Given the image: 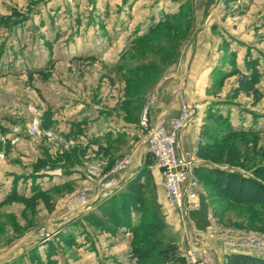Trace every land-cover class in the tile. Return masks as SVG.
<instances>
[{
    "label": "crops",
    "instance_id": "1",
    "mask_svg": "<svg viewBox=\"0 0 264 264\" xmlns=\"http://www.w3.org/2000/svg\"><path fill=\"white\" fill-rule=\"evenodd\" d=\"M96 1L101 3L103 0ZM110 1L113 4L123 0ZM124 1L127 4L124 10L116 13L117 15L119 14L120 19L123 18L126 21L128 26L120 34L121 37L117 28L108 27L109 40L113 43L103 45L101 41H98L94 27L92 29L86 27V31H80L81 27L79 29L74 28L75 32L73 29H65L68 30L66 33L65 30L54 29L53 19L64 17L65 13L63 8L48 4L50 6L49 11L46 6L36 12L33 11L31 19L36 20L35 18L39 16L44 21H52V26L49 28L44 26L45 29H42L43 31H38L35 28V33L30 29L27 33L33 34V37L37 36V32H42L40 34H46L48 40L50 39L52 42L64 40L59 47V55L55 53L56 44L48 42L47 45H42L46 49V53H48L45 57L41 56L44 50L32 49L27 58L16 55L15 59L0 63V66L7 67L9 70L11 68L15 69L17 66L25 68L28 66L30 68V71L25 73H14L13 71H2V73L0 71L3 74H0V82H2L1 80H12L10 84L13 85L8 88L7 92L1 86L0 97L2 96L4 99V95L7 94L11 98L13 95L16 100L13 103L0 101V132L3 133L0 135V148H3V151L6 152V146L9 149H14L18 145L20 147L17 146V149L22 150V154L26 155L28 150L22 148L23 146L21 147V140L14 145L12 138L15 136L30 138V135L24 133V130H26V124L29 123L28 121L34 111L39 110L44 115L46 124L59 130L56 137L59 141L57 144L49 141L44 136L36 138L42 142L44 153L47 154V158L50 159L49 162L53 166H51V169H49L50 167L47 169L41 168L27 173L28 175L30 174V179L22 177L19 182L21 193H25L27 196L32 195V188L35 184H40L42 189L48 191L49 194L59 189V187L84 183L86 175L81 165L82 162L90 157L102 156L110 163L124 154H129L131 158L129 167L115 174L119 181L118 186L108 191H104L100 187L91 190L85 204L87 207H81V204L79 206L67 205L62 207L58 213L55 208L50 210L51 216L45 221V224L54 233H52V237L50 236L47 239L48 241L46 240L45 242L44 240L38 247H34L36 250L32 251L30 257L35 253L37 255L35 260L37 263L40 262V264H48L49 260H54V264H68V262L71 264L64 254L60 258L59 251H65V248H68L70 252L76 251L78 253V257L72 264H135V259L132 258L131 253L133 234L127 227H122L116 234H112L90 224L86 216L91 211L96 210V202L100 198L125 187L127 182L141 168L148 166L152 171L157 198L165 216V228L172 225L175 231L180 230L182 232L180 240H171L169 238L170 241H166L178 243L181 254L186 256L189 251L194 249L201 254L203 246H206L215 253L219 263L222 264L225 253L229 251L224 249L215 238L210 237L207 231L212 204L205 195H201V207L190 211L187 215H184L183 211L172 208L167 204L163 175L154 157L149 152L147 133L141 129L139 124L140 107L142 106V100L140 101V99L142 97L138 100L132 99L133 92L130 91L128 96V91L124 90L125 84L123 80L112 79L113 76L104 75V70L106 69H102L101 66L98 67L99 64L103 66L105 64V68L113 71L115 69L123 70L124 72L121 73L127 74L128 70L124 67L127 62L122 64H118V62L122 57L120 54L129 48L132 38L135 37L128 36L133 34L130 33L133 27H137L136 30L139 35L148 33L152 24L157 23L167 14L176 13L178 5L184 0L177 7L168 6L169 9L164 6L165 1L161 4L159 2L157 5H153L151 9L149 8V3H147L151 0ZM194 3L193 22L200 31L197 30L187 41L179 60L173 65V69L176 71V78L160 79L158 82L159 99L151 112L152 124H156L163 115L175 116L180 112L183 100L179 95V85L182 83L181 79L185 78V74L187 76L185 81H183V85L186 87V99L191 104L195 103L194 100L196 98L199 99L200 102L194 105L198 108L202 106V109L205 106L204 104L209 102L208 100L211 101L213 99L211 89L216 79L219 78L217 71L220 69L230 71L234 67L231 61L232 58H230L232 50L238 52L235 58V66L242 71L246 69V46L241 41L242 39L236 35L234 25L229 23L230 18L225 15L223 0H220V2L219 0H195ZM127 6L129 9L131 7V10L128 11ZM129 12L133 19L130 18ZM70 14L71 18H73V13ZM79 15L81 14L77 16ZM57 31L63 35V38H59L60 35L57 34ZM125 35V43H123L122 38ZM227 35L232 36V38H228ZM71 37L74 38L70 39ZM191 41L193 48L189 56L187 53H189V42ZM234 44L237 46H234ZM109 47L110 49H108ZM253 57L260 58L257 56ZM126 59H128L127 56ZM186 59H188L187 63H185ZM184 69L186 70L184 71ZM31 74L32 76L38 75L40 77L41 75L42 77L41 79L29 80L30 88L32 89V85L36 88L34 91L30 89V99L27 100L22 97V87L19 85L22 82H19L16 78L22 76L29 78ZM120 74L118 75L116 72L114 76L123 79L122 74L121 76ZM43 77L44 79L42 80ZM234 77L237 78V75L229 78ZM36 81L38 82L35 84ZM6 82L8 83V81ZM194 86H200L201 88V92H197L199 94L197 97H194L191 92ZM260 87L264 92V74ZM16 88V93H13ZM2 98L1 100H3ZM23 100L26 101L25 105L22 103ZM197 107H195V110ZM201 114H204V111ZM253 122L251 125L249 123L246 125L242 123V125L245 128H255L256 123L254 124ZM199 123L202 122L196 121L181 133V148L197 151L200 137L199 129L201 128ZM14 128L18 130L14 131ZM8 148L7 151L9 150ZM60 157L62 160L57 159ZM38 160H40V157ZM149 160H151V164H148ZM16 172L14 170L12 172L13 175L18 174ZM12 173L9 174L0 167V187H6L2 188L3 191L0 193V206L5 204L3 202L5 195L11 190L13 185L14 177L13 175L11 176ZM33 174L38 175V177L31 176ZM195 174L197 175L196 171ZM22 181L24 182V187L20 185ZM47 184L48 186L44 187ZM28 186L32 187L29 189ZM45 209L47 210V207ZM76 214L82 221L78 226L81 231H79L77 238L72 233V231L75 232L72 228L76 223L71 220ZM136 221L137 217L135 215L133 222ZM244 252L253 254L250 251ZM189 264L192 263L189 262Z\"/></svg>",
    "mask_w": 264,
    "mask_h": 264
},
{
    "label": "rangeland",
    "instance_id": "2",
    "mask_svg": "<svg viewBox=\"0 0 264 264\" xmlns=\"http://www.w3.org/2000/svg\"><path fill=\"white\" fill-rule=\"evenodd\" d=\"M123 1L118 2L119 4L117 2H114L112 4L110 0H103L101 3L97 2L96 0H0V16L8 17L7 22L0 21V33H1L0 63H3L6 60H13L15 59L16 55H20L21 57L27 58L29 57V52L32 49L44 50L41 56L45 57L48 53H46V49L42 45L43 44L47 45L48 42L50 44H56L55 46L57 47L55 53H57L56 55H59L58 54L60 51L59 47L60 45L63 44L64 40H60V41L55 40L54 42H52L50 39L48 40L46 34L41 35L40 33L42 32H37L36 34L37 36H33V37H32L33 34L27 33V31H29L30 29H32L34 31L33 33H35L36 30L35 28H37L38 31H43L42 29H45L44 26L48 28L52 26L51 25L52 21L49 20L44 21L43 19L39 18V16L38 18H35L36 20L31 19L33 11L36 12L38 11V9L40 10L45 6L49 11L50 6L48 4L54 7L63 8L64 9L63 12L65 13L64 17H56L55 19H53L54 29L58 28L59 31H63L65 29H73V31L75 32L74 28L79 29V27H81L82 29L80 31H86V27L88 29H92V27H94L95 29L94 31L97 34L96 37L98 38V41H101L103 45H107L108 43H113L111 42V40H109V35H108L109 28L112 29L117 28L119 32L118 34L120 36L122 31H125L124 29L127 28L128 26V24H126V21L123 18L120 19L119 14L117 15V13L123 11L124 7L127 5L126 2ZM163 1H165L166 3V4L164 3V6H166V8L169 9L168 6L172 5L174 7H177V5L180 4L182 0H151L148 1L147 3H149L150 5L149 8L151 9L153 5H157L159 2L161 4ZM187 1L189 2L192 1V6L195 13V3H194L195 0H184L183 2H187ZM223 2H224L225 15L230 18L229 23L230 24L232 23L231 25H234L236 35L239 36L240 39H242L241 41H243L245 44L244 46H246L245 59H247V57L249 58V55L250 57L253 56L260 57L259 58L260 65L264 70V0H223ZM196 5L198 6V4ZM179 6L180 5H178L177 10H179ZM127 10L128 11L131 10V7L130 9L128 7ZM202 11L204 10L202 9ZM68 12L73 13L74 17L71 18V14ZM78 14L81 15L77 16ZM97 16L99 17L98 19ZM129 16L131 19H133L131 13ZM193 20H194V16H193ZM14 21H20V22L12 25V22ZM136 28H137L136 26L133 27V29L130 31V33L133 34L132 35L129 34L128 35L129 37L140 36L137 33ZM197 30H199L198 26H196L192 21V24L188 29L187 34L183 38H180L181 37L180 34L185 33L183 32V29L179 30V29H173L172 27L169 26H161L156 32L149 35V40H148L149 42L147 44L145 45L137 44L135 46L130 45V47L128 48L127 55H125L128 57V59H126V57H121L118 62V64L127 62L129 66L131 65L133 67L136 66L137 64L142 63V61L143 62L146 61L147 63H154L156 65L154 68L140 70L139 72L136 73L122 74L121 72H124L123 70L115 69V71H113L111 69L105 68L104 67L105 64L104 66L99 64L98 67L101 66L102 69H106L104 70V75L106 76L111 75L113 76L112 79L118 78V80H123L125 84L124 90L128 91L127 92L128 96L131 90H133L131 91L133 92V96L136 95L142 96V98L140 99V101L142 100V106L140 110V118H141L143 107L145 106V103L151 96L153 95L155 96V101L153 103L151 112L153 111L154 107L158 102L159 91L157 89V86L160 79L168 80V79L176 78V71L173 69V65L179 60V57L181 56V53L185 45L187 44V41L191 38V36L194 35V33ZM59 31H57V34L60 35L59 38L60 37L63 38V35H61ZM67 31L68 30H65V33ZM125 37L126 35L122 38L123 43H125L124 40ZM227 37L230 39L232 38V36L230 35H227ZM72 38L74 37H71L70 39ZM153 42L160 43L161 45L170 44L172 42H177V43L179 42V45L175 50L173 49L168 52H163V51L155 50L153 48L154 45ZM189 45H190L188 50L189 53H187V55L190 56L193 48L192 41L189 42ZM234 46L237 45L234 44ZM108 49H110V47ZM232 51L230 58L233 59V57L235 58L237 57L238 52L236 51L232 52ZM123 53H121L120 55H122ZM232 55L234 56L232 57ZM188 59H186L185 63H187ZM0 69L1 72L13 71L14 73H19V72L25 73L30 71V68L28 66L26 68L22 66H17L15 67V69L11 68L12 70L11 69L9 70V68L7 67L0 66ZM185 70L186 69H184V71ZM1 72L0 74L3 75L2 74L3 72L2 73ZM116 72L118 73V75L121 73L123 79H121V77L114 76ZM129 76L134 77V82L126 80V77ZM186 76L187 74H185V78L183 77L184 80L183 78L181 79L182 83L181 85H179V95L183 100L182 105L187 101L185 94L186 87L183 85V81H185ZM41 77H42L41 75L39 77L38 75L32 76L31 74L29 78H24L23 76L16 78V80L22 82V84L19 83V85L22 87L21 91L23 98L25 97L27 100L30 99L29 93L31 89L30 88L31 84L29 80L41 79ZM43 79L44 77L42 78V80ZM237 79L238 78L236 77L227 78L222 84L214 83L211 89L213 99H211V101L208 100L209 102L207 104H204L205 106L202 109H201L202 106L198 108L196 105H194L195 103L200 102L199 99L196 98V100H194L195 103L194 104L192 103L194 107H197L193 120L188 124L187 127L183 128L181 133L188 127L192 126L198 120L202 122L199 123L201 127L199 129L200 133L203 129V125L206 124L213 125L214 124L213 121L207 117L209 108L221 110L223 113L229 112L231 115V120L236 128L240 127V129H242V127H245L243 125H246L248 123L249 125H251V123L254 121L253 123L254 124L256 123V127L255 128L252 127L253 128L252 130L251 127H249L250 128L249 130L251 131L248 130V132H252L251 134H241L237 136L233 141L235 145H238L240 147V149L243 152V156L244 154H248L249 156L248 163L250 165H254L258 163V160H256L254 156L251 155V150H252L251 148L253 146L252 144L254 141L257 140L259 145H264V99L262 98L258 104H254L253 98L251 96H248L243 92L236 94L234 89L238 84ZM1 81L2 82H0V88L1 86H3L6 92L8 91V88H11L13 86L12 84H10L12 80H1ZM6 81H8V83ZM37 82L38 81H36L35 84ZM135 82L142 83V85L136 86L137 83ZM35 88L34 85H32L31 91H34ZM129 88H131V90H129ZM16 91L17 88L13 91V93H16ZM191 92L194 97L199 96L197 92H201L200 86L199 87L194 86ZM24 93L26 94L24 95ZM32 93L34 94V92ZM188 96H190V94ZM1 98L2 96L0 97V101L6 103H13L14 101H16L13 95L10 98L7 94H5L4 99L2 98L3 100H1ZM25 102L26 101L24 100L22 101L24 105L26 104ZM202 110L204 111V114H201L203 112ZM180 112L178 113V115L180 114ZM178 115L175 116L163 115L159 119V121L165 120L167 122V126L170 127L169 126L170 119ZM35 116L42 119V134L43 132L45 133L46 130L48 131L50 129H53V131L55 132V141L59 142L58 139L56 138L57 134L59 133L58 132L59 130H57V128L50 127L47 124L45 126L44 115L39 110L34 111L33 115L30 117L28 122L30 123ZM150 119H151V114H150ZM159 121L156 124H152V126L157 125ZM29 123L26 124V130H24V133L26 134L27 133L29 134L28 132ZM141 129L145 130L142 127ZM145 132L147 133V138H148L147 130H145ZM2 134L3 133L0 132V135ZM42 136L45 137V135H40V136L30 135V138H25V137L22 138L23 136L13 137L12 143L16 145L21 140L22 143L21 147L23 146L22 148L28 150V152L26 153V155L22 154L21 152L22 150L17 149L18 147H20L18 145H17L18 147L15 146L14 149L11 148L9 149L6 146L5 148L6 152L3 151V148H0V167L6 170L9 174L12 173L14 170H16L17 171L16 173L18 174L15 175H25V177H28L29 179L31 177L29 176L30 174L28 175L27 173H31V171L33 172L41 168L47 169L49 167H50L49 169H51L52 168L51 166L53 165L50 162H48L45 166L41 167L37 161L39 157L41 161H43L44 159L45 160L48 159L47 154L44 153L42 142L39 139H36V138H42ZM7 148L9 149L8 151ZM148 148H149V142H148ZM182 149L192 151L198 156L197 151L185 149V148ZM126 158L131 159L129 154H124L120 156L117 160L112 161L111 163L108 162V160L106 161L102 156L101 157L94 156L92 158L90 157L86 161L82 162L81 168L84 169L86 175L84 183L67 185L62 188L59 187V189H56L49 193L51 199L50 203L54 206L56 212L58 213L62 209V207H66L67 205L79 206L81 204L80 205L81 207H87L85 205L86 203H83L82 201L84 200L87 201L89 192L95 189L96 187H99V184H96V181L92 180V178L93 177L94 179L101 178L99 174H96L97 176L96 177L93 174L92 170L94 169L97 172V170H99L100 168V175L102 174L103 176L108 174L110 176L112 174V170L115 169L116 164ZM202 159L203 158H201V160ZM203 165L204 167L219 166V167L227 168L225 164L209 162L204 159H203ZM97 167L98 169L96 170ZM239 170L246 174L250 173V171L247 169L239 168ZM120 172L117 173L114 172L112 175L116 176L115 174H118ZM12 175L13 173L11 174V176ZM15 175H13V177H15ZM89 175H93V177H90ZM194 175L199 181L200 196L205 195L212 204L211 207L212 212H210L211 214L209 215V217H213V220L209 221V226L207 230L208 235L210 237H213L217 240V237L213 232V228H215V226L212 221H214L216 225H218V229H225L226 231L229 230L231 231V233L237 234L238 236L247 233L264 235L263 212H260V210L257 207L238 206L231 204L212 185H210L207 180L200 177L199 175H196L195 173ZM20 185L21 187H24V182L22 181ZM163 185H164V179H163ZM47 186L48 184L45 185L44 187ZM30 187L32 186H28L29 189ZM2 188H6V187L4 186ZM2 188L0 187V193H2L1 191H3ZM201 201H202V196H201ZM23 207H25V204L21 201L6 202L4 205L0 206V264H40V262L37 263V261L35 260L37 258V255L35 253L30 257L32 251L36 250V248L34 247H38V245H40L42 241L45 240L46 242V240L48 239L41 236L40 230H45V232L48 231L51 234L50 235L51 237H52V233H54L52 229L49 226H46L45 224L46 223L45 221L51 216L50 214L51 211L49 209V206L45 203L42 195H40V203L37 206L38 208L32 210ZM45 207H47V210L45 209ZM183 214L185 215V213ZM71 220H74L76 224L78 223L77 225L75 224L73 228L71 227L75 231L73 232L71 230L72 233L77 238L79 235L78 234L79 231H81V228L78 226L79 223H82V221L81 218L77 216V214ZM89 223L93 224V222L91 223L90 221ZM181 236H182V232L180 230L175 231L172 225L167 226L164 230H162V232L159 235V237L165 242H167L166 240L170 241V239L180 240ZM75 247H77V245H75ZM59 252H60V258L62 254H64L65 257L68 258V261L70 260L71 264L78 257V253L76 251L70 252L68 248H65V251L61 250Z\"/></svg>",
    "mask_w": 264,
    "mask_h": 264
},
{
    "label": "trees",
    "instance_id": "3",
    "mask_svg": "<svg viewBox=\"0 0 264 264\" xmlns=\"http://www.w3.org/2000/svg\"><path fill=\"white\" fill-rule=\"evenodd\" d=\"M193 14L192 1L181 3L176 13L167 14L160 21L152 24L150 31L144 35L134 37L131 45L147 44L149 35L156 32L161 26L183 29L185 33L180 34V38H183L192 24ZM0 21L7 22L8 17L0 16ZM19 22L14 21L12 25ZM153 44L155 50L168 52L175 50L179 42L166 45L155 42ZM127 52L128 49L122 54V57H126ZM235 60V57L231 60L234 65L232 70L224 71L220 69L217 71L219 78L216 79L215 83L222 84L230 76L237 75L238 84L234 89L235 93L243 92L253 98L254 104H258L264 96V92L260 87L264 71L260 67L259 58L250 57L249 55L245 62V71L235 66ZM155 66L154 63H147L146 61H142V63L133 67L124 64L128 73H136ZM126 80L134 82V77H126ZM135 83H137L136 86L142 85L139 82ZM141 97V95H136L132 99L138 100ZM207 117L214 124L205 123L206 125H203L197 153L204 160L225 164L227 168L219 166L204 167L202 165L195 169L197 175L207 180L231 204L257 207L260 212L264 213V145H259L257 140L253 142L251 155L258 160V163L250 165L248 154L243 156L240 147L233 142L241 134H251L252 132H248L250 128H236L229 112L223 113L221 110L209 108ZM57 159L62 160L61 157ZM49 161L50 159L38 160V163L42 167ZM148 164H151V160L148 161ZM239 168L247 169L250 173L246 174L240 171ZM31 176L38 177L35 174ZM22 177H25V175H15L11 190L5 195L3 202L21 201L25 204V207L34 210L39 205L40 195H42L49 209L53 210L54 206L50 203V195L48 191L42 189L40 184L33 186L32 195L30 196L21 193L19 182ZM96 207V210L91 211L86 216L95 226L112 234H116L122 227H127L132 232L131 253L132 258L135 259V264H189L188 257L181 254L178 243L165 242L159 237L165 228L166 222L161 204L157 198L153 174L148 166L141 168L127 182L125 187L100 198L96 202ZM135 215L137 221L133 222ZM48 264H54V260H49ZM222 264H264V258L244 251H230L225 253Z\"/></svg>",
    "mask_w": 264,
    "mask_h": 264
},
{
    "label": "built area",
    "instance_id": "4",
    "mask_svg": "<svg viewBox=\"0 0 264 264\" xmlns=\"http://www.w3.org/2000/svg\"><path fill=\"white\" fill-rule=\"evenodd\" d=\"M155 101V96H151L142 110L140 118V126L148 132L149 152L153 155L156 164L160 168L165 186V197L167 204L175 209L183 211L186 215L190 211H194L201 206V196L199 194V181L194 175L195 169L203 165V159L189 150H184L180 147V133L183 128L187 127L192 122L195 115V107L186 101L182 105L181 112L178 116L173 117L169 121V126L165 120L159 121L157 125L151 123L150 114ZM17 130V128H14ZM45 131V130H44ZM28 132L30 135H45L49 140L55 141V132L53 129L46 130L42 134V119L36 117L28 124ZM14 142V141H13ZM130 165V159L126 158L116 164L114 172L126 170ZM95 168V167H94ZM98 167L96 168V170ZM93 174H99L101 178L92 180L99 184V187L104 190L115 189L119 181L112 174L100 175V168L97 172L93 169ZM97 177V176H96ZM86 203V201H82ZM213 217H209V221ZM215 233L217 240L224 249L230 251H250L258 257L264 258V235L260 234H244L237 235L229 230L218 229V225L214 221ZM40 234L44 238H50V233L45 230H40ZM188 261L192 264H220L215 253L208 247L203 246L201 254L196 249L189 251Z\"/></svg>",
    "mask_w": 264,
    "mask_h": 264
}]
</instances>
